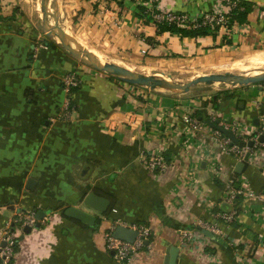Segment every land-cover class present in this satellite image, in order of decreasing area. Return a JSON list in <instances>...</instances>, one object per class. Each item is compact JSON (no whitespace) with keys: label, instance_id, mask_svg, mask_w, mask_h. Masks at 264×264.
Returning <instances> with one entry per match:
<instances>
[{"label":"crops","instance_id":"1","mask_svg":"<svg viewBox=\"0 0 264 264\" xmlns=\"http://www.w3.org/2000/svg\"><path fill=\"white\" fill-rule=\"evenodd\" d=\"M246 1L251 11L242 24L197 38L157 34L133 1L55 0L54 7L87 49L132 63L264 48V0ZM220 2L159 3L193 17ZM37 11L32 0H0V228L12 227L18 208L51 210L19 239L12 264H120L103 238L115 221L151 231L149 248L126 264H165L170 247L178 248L176 264H264V211L252 214L264 199H240L232 223L217 216L229 210L223 193L230 175L264 196V148L238 173L239 162L208 139V124L188 141L182 123L186 111L213 112L255 129L264 121V85L193 95L133 86L77 61L36 25ZM73 71L81 84L71 94V119L62 121V78ZM156 152L168 166L152 173L141 156ZM90 192L107 200L105 213L83 206ZM68 206L95 214L97 225L67 218ZM199 221L220 233H198ZM187 230L195 236L185 244Z\"/></svg>","mask_w":264,"mask_h":264},{"label":"built area","instance_id":"2","mask_svg":"<svg viewBox=\"0 0 264 264\" xmlns=\"http://www.w3.org/2000/svg\"><path fill=\"white\" fill-rule=\"evenodd\" d=\"M133 1L136 4L146 6V11L152 17V23L156 25L160 22L174 23L178 26L185 28H198L207 26L211 29L219 28L220 30L229 31V19L232 15L234 8H243L240 6L241 0H221L218 6L212 7L204 11L199 16H189L186 13L175 12L170 9L162 8L160 0H125ZM81 84L79 75L76 72H68L62 78V88L65 93V98L58 111V119L62 121L70 120L74 111V105L71 100V94L74 88ZM258 85H264V82ZM207 118L215 123L217 126L231 131L240 141L244 142V146L233 143L231 139L222 135L219 130L212 127L209 128L208 139L215 143L221 152L231 154L236 162H244L246 155L248 159L246 163L255 160L256 152L260 148H264V140L261 141L260 137H264V121L255 129H248L246 125L235 119H218L215 113L208 112ZM183 134L188 138L195 137L196 134L202 131V121L196 117L191 111H186L182 115ZM248 142H252L249 146ZM141 160L145 167L152 173L162 172L167 166L168 162L164 158L162 152H156L151 155H142ZM224 198L223 201L229 205V210L217 214L225 223H232L238 214L239 200H263L264 196L251 188H248L245 182L233 175H230L224 183ZM253 210V209H252ZM253 210L252 214L260 218L262 210ZM17 217L13 219L14 227L7 225L0 229V264H12L14 258V244L18 238V234L23 232L22 229L25 225L33 227L37 222L35 214L31 212L19 211L16 213ZM264 220V218H261ZM120 225L123 227L131 228L137 231V236L133 242L117 239L113 236L112 232L115 226ZM202 229L208 230L211 233H220L219 228L215 224L199 221L197 224ZM195 236L194 231L187 230L182 232V240L185 244L191 243ZM151 237L150 229L142 224H126L124 222L115 221L114 224L104 232L103 238L105 247L113 254V258L120 264L131 262L135 253L149 248V238ZM5 243L2 247L1 244Z\"/></svg>","mask_w":264,"mask_h":264},{"label":"water","instance_id":"3","mask_svg":"<svg viewBox=\"0 0 264 264\" xmlns=\"http://www.w3.org/2000/svg\"><path fill=\"white\" fill-rule=\"evenodd\" d=\"M40 21H41V29L42 31L52 38V40L64 48L67 52H69L77 61L83 63L86 66L91 67L92 69L102 72L116 80L121 82L137 86L144 87L149 89H160L172 94H185L190 89L197 84L210 85L215 83L216 81H229L232 82L235 87H242L247 85H258L264 82V70L263 71H251L248 73H253L252 76H240L238 74L224 72V73H209L203 74L201 76H197L185 83H177L174 81L172 75L160 73L159 76L143 74L137 71H128L121 66L115 64L111 60L101 59L94 55V53L84 48L74 37L66 32V29L63 23L60 20L58 12L55 6V0H40ZM50 18L53 20V24L50 22ZM210 127L219 130L222 135L231 139L233 143H236L240 146H244V142L240 141L231 131L221 128L217 126L215 123L211 122L208 118L202 119ZM260 140L263 141L264 137L261 136ZM248 145L251 146L252 142H248ZM248 159V155L245 157L244 162H239L237 164L236 172L241 173L243 170L246 161ZM32 184V180L28 183V188H30ZM13 203V202H11ZM83 206L91 209L94 212L105 213L107 211L108 202L106 199L96 195L94 192L88 193L85 198L82 200ZM12 209L14 205H11ZM21 209H16L19 212ZM35 211V219L36 223L33 227L29 225H25L22 229V234L19 236V239H23L24 234L30 233L32 228L41 227V221L46 217V215L51 213L50 209L46 210H34ZM64 216L67 218L86 223L89 226H94L96 224L97 216L91 212H87L86 210L75 207L68 206L63 211ZM12 227H14V223H12ZM192 229V228H189ZM198 230L201 231L205 236L211 237L212 233L208 230L202 229L201 227H197ZM113 236L117 239H121L128 242H133L137 236V231L131 228L123 227L120 225L115 226L112 232ZM4 242L1 246H4ZM178 256V248L170 247L167 251V255L165 258V264H176V259Z\"/></svg>","mask_w":264,"mask_h":264},{"label":"rangeland","instance_id":"4","mask_svg":"<svg viewBox=\"0 0 264 264\" xmlns=\"http://www.w3.org/2000/svg\"><path fill=\"white\" fill-rule=\"evenodd\" d=\"M32 3L33 4L35 3V5H36L38 3V1L32 0ZM37 12H38V14H36V25L39 26V28H40L41 27V21H40L39 17H41V13H40V10H38ZM50 20H51L50 22L53 24L52 18H50ZM66 32L68 34H72L71 36L74 37V33H73V31H71L70 28H69V30L66 29ZM78 37H80V36H78ZM78 37H76V38L80 39ZM81 43H83L85 47L90 48L84 42L81 41ZM261 49H264V48H261ZM261 49H258V50H261ZM255 50H257V49H255ZM255 50H250V51H246V52H242V51L240 52L239 51L238 53H235V54L234 53H228L227 51H225V52L214 51V52L207 53L205 55H199L195 58H190V59L173 58V59H169V60H165V61L132 62V64H134L136 67L141 66V65L153 66V67H156L157 74H160V73L170 74V75H172V77H176L180 81H182V79H183L184 82H188V80L191 79V77L196 78L200 74L203 75V74H207V73L208 74L209 73H224V72H215L213 70V66L214 65L217 66L220 64H226V63L230 62L231 60H233L234 58H237V57L242 56L248 52H252ZM102 57L104 59L109 60V58H107V57H104V56H102ZM209 65H211V66L213 65V66L211 68H208V67H210ZM203 67H206V69L205 68L203 69ZM171 68H172V71H171ZM193 75H195V76H193ZM213 84H210V85L197 84V85L193 86L190 89V91H188L185 94H189V95L207 94V93L211 94L214 92L217 93L219 91L228 90V89L230 90V89L236 88L235 85H233L230 88H224V85H222V84H220V85H217L215 83H213ZM215 86H217V87L215 88Z\"/></svg>","mask_w":264,"mask_h":264},{"label":"bare ground","instance_id":"5","mask_svg":"<svg viewBox=\"0 0 264 264\" xmlns=\"http://www.w3.org/2000/svg\"><path fill=\"white\" fill-rule=\"evenodd\" d=\"M37 1H38V3L35 6H36L37 10H40L39 9L40 8L39 7V1L40 0H37ZM70 35H72V34H70ZM74 36H75V34H74ZM76 41H78L81 45H83L84 48H87V47L84 46L83 43H81L80 39H78V40L76 39ZM92 52L98 58L104 59L96 50H92ZM112 62H114L115 64L121 66L122 68H124V69H126L128 71H137V72H140V73H143V74L156 75V76L160 75V74H157L156 67H153V66L141 65V66L136 67L134 64H132L130 62H127V61H123V60H116V61H112ZM209 66L210 67H208V68H211L213 65L212 66L209 65ZM204 68L206 69V67H203V69ZM213 70L215 72H230V73L238 74L240 76L250 77V76H252L253 73H248V72H251V71H263L264 70V49H261V50L257 49L255 51L248 52V53H246V54H244L242 56L234 58L233 60H231L230 62H228L226 64H220V65H217V66L214 65L213 66ZM171 71H172V68H171ZM193 76H195V75H193ZM199 76H201V74ZM173 79L177 83H180V84L185 83L183 81V79H182V81H180L176 77H173ZM191 79H193V77H191ZM191 79H189V80H191ZM215 84H217V85L222 84V85H224V88H230V87L233 86V83L229 82V81H216ZM216 87L217 86H215V88Z\"/></svg>","mask_w":264,"mask_h":264},{"label":"trees","instance_id":"6","mask_svg":"<svg viewBox=\"0 0 264 264\" xmlns=\"http://www.w3.org/2000/svg\"><path fill=\"white\" fill-rule=\"evenodd\" d=\"M117 2L121 7H125V5H127L125 0H117ZM240 6L243 8L242 10H240L239 8H234L232 10V15L230 16L229 19V28H231L234 24H242V22L246 20L247 15L251 11V5L246 0H241ZM134 9L136 10V12H138V15L141 16L146 23L152 22V17L150 13L146 11V6L144 4L134 5ZM156 27H157V34L170 33V34H177L180 37H190V38L204 37L208 35L214 36L216 33L220 32V29L217 27L213 29L207 26H201L198 28H185L178 26L177 24L168 23V22L157 23ZM226 43L230 44V41L226 40ZM195 114H197L198 117H202V115L199 112H196ZM202 119L204 118L202 117ZM194 230H197L198 233L203 234L201 233L200 230L197 229V227H194ZM150 240L151 237L149 238V243ZM18 242H19V238L16 239V242L14 244V253L17 250Z\"/></svg>","mask_w":264,"mask_h":264}]
</instances>
